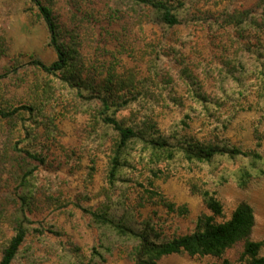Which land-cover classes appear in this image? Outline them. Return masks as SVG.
Returning a JSON list of instances; mask_svg holds the SVG:
<instances>
[{"label":"trees","instance_id":"trees-1","mask_svg":"<svg viewBox=\"0 0 264 264\" xmlns=\"http://www.w3.org/2000/svg\"><path fill=\"white\" fill-rule=\"evenodd\" d=\"M26 3L55 59L18 52L0 34V264H103L109 254L164 264L222 259L239 245L237 264H264L249 198L264 184V0ZM96 48L102 59L89 58ZM13 86L25 87L20 97ZM173 108L181 115L166 127L161 120ZM68 113L87 118L92 149L61 142ZM71 160L85 171L84 190L74 196ZM224 164L236 168L219 170ZM193 166L209 169L219 187L192 189L204 211L191 229L183 227L189 207L157 182L166 169ZM230 181L241 196L221 220ZM130 183L137 189L122 195L119 185ZM86 221L90 248L75 232Z\"/></svg>","mask_w":264,"mask_h":264},{"label":"rangeland","instance_id":"rangeland-1","mask_svg":"<svg viewBox=\"0 0 264 264\" xmlns=\"http://www.w3.org/2000/svg\"><path fill=\"white\" fill-rule=\"evenodd\" d=\"M30 7L31 5L26 3V0H0V34L7 36L8 40L16 51L25 53L27 55H37L45 62L53 61L55 59V54L51 48L48 47V34L41 24H36L34 21H32V18L28 16V14H32V12H28ZM101 52V48H96L95 51H92V54L89 53V58L95 59V57L100 56ZM99 58L102 59V56ZM125 61L127 62V60ZM30 80H34L33 74L30 75L29 81ZM24 88L25 87L16 88L13 86L11 87V91L15 94L17 92L18 97H20ZM9 90L10 89L8 88L4 90L7 97L12 96ZM4 92L2 91V94H4ZM169 112L170 114L167 116V118L165 120H161L162 124L166 127L170 126L174 121L177 120V117L181 115L180 110L176 108H173ZM123 114L127 115L128 113ZM60 121L62 122L60 127V140L64 145L66 144L67 147H74L77 145L80 146L83 151L85 148L92 149L93 137H89L85 131L87 118L80 115L75 116L73 113H68V115L60 119ZM241 133L242 132L237 131L236 134H234V138L238 141L240 140V142L241 140H244V136ZM101 156V160H98L99 174L97 176L95 185V188L97 187L98 191L101 189V186L103 187L104 185L100 171L106 167V158L103 155ZM71 161V168L79 166V164H75L74 160ZM84 165H86V161H84ZM203 168L204 167L202 166H193L190 171H186V169L182 168L169 171L166 169L165 176H163L157 182V185L170 199L176 201L179 204H185L189 207L190 214L188 219L183 223V227H190L193 229L196 218L204 211L201 196L192 192V189L195 187V185H197V187H202L204 185L203 183H207V186H212L214 189L219 187L216 184V180H214L216 175L212 176L209 169ZM223 168H231L232 171V169H235L236 166H233L232 164H224L220 166L219 170ZM71 170H74V174L68 176L69 188H67V191L70 192V195L74 196L77 193L80 194L81 191L84 190L85 178L82 175L85 173V171L74 168ZM146 175L147 174L144 176ZM129 188L131 190L137 189L131 183L127 185H119V191L121 190V194L126 192ZM251 193L252 194L249 196V198H251V202L255 205L257 210V226L254 233V239L258 241H264V184L252 190ZM222 194L224 195L223 201L225 203V217L221 220H227L230 218L233 210L237 206V202L241 194L232 181H230V183L222 189ZM97 201L98 200L95 199L92 201V203L97 204ZM52 207L57 206L54 205ZM66 216L67 215L65 214L61 215L59 217L60 221H65ZM82 216L83 214L78 212L76 214V220L78 222L81 221ZM86 225L87 221L85 222L84 227L80 228V230L77 228L75 232L80 233V237L84 239V242L88 244V248H90L93 245L91 243L92 235L91 230L86 228ZM11 233L12 232H9L8 235H11ZM55 245L60 249V244L56 243ZM62 248H64L63 244ZM241 252L242 246L239 245L229 250L222 259H216L213 257L190 258L188 256H179L167 259L164 264H216L225 258L230 259L232 262L237 264L239 262ZM85 253H89L90 255V251L87 249ZM60 254L64 256V254ZM103 264L130 263L125 259L124 256L120 257L118 254L111 256L109 254V256L106 257V262Z\"/></svg>","mask_w":264,"mask_h":264}]
</instances>
